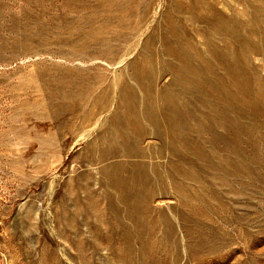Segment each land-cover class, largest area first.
<instances>
[{"label":"rangeland","instance_id":"rangeland-1","mask_svg":"<svg viewBox=\"0 0 264 264\" xmlns=\"http://www.w3.org/2000/svg\"><path fill=\"white\" fill-rule=\"evenodd\" d=\"M151 2L136 0L122 24L112 0H0V264H264V20L250 15L264 18V0L217 2L239 15L248 85L213 65V81L224 75L237 97L210 85L206 97L181 95L173 131L168 93L181 89L169 67L178 60L164 53L165 16L207 57L205 23L171 0ZM143 54L150 103L135 75L148 66ZM110 166L139 199L138 221Z\"/></svg>","mask_w":264,"mask_h":264},{"label":"bare ground","instance_id":"bare-ground-1","mask_svg":"<svg viewBox=\"0 0 264 264\" xmlns=\"http://www.w3.org/2000/svg\"><path fill=\"white\" fill-rule=\"evenodd\" d=\"M153 1L154 0H152V2ZM218 1L224 4L228 3V0H171L172 3H174L179 8H182L188 13V18L191 19V21H196V22L202 21L205 23V27L201 28V32H203L204 34V41H205L204 44H205V47L207 48L208 56L206 57L201 53H194L192 51V47L190 45L189 40H187L189 39V35L182 28L183 26L182 27L180 26L182 25V23L181 22L176 23V20L174 21L171 15L165 16L167 20L166 22L167 24L164 26V30H163L164 36L162 37L163 44H164V53L170 54L174 60H178L177 63H174V64L170 63L169 67H170V72L173 77L172 81L174 85H176L178 88L181 89V93H178V94L177 92L173 90L168 93L170 103L168 106V112L166 113V116H167L166 120H167V124L169 122V125H168L169 131H173L175 127L174 125L176 123V119H175L176 117H178L177 119L184 117L185 109L183 108V106L185 107V105H183V101L181 102V95L187 96L188 94H190V92L198 91V94L200 96L206 97L207 96L206 89L210 85L209 89H213V90H215V86H216V93H219L223 99H227L228 97L234 98V96H236L237 93L233 91L229 86L225 85V83L223 82L224 75H218L217 82L213 81V77L209 75L211 74V72L208 70L213 65H216L217 63L221 64L225 68V71L229 74V76L233 80H235V83L239 82L242 84V86L248 85L247 80L249 79V73L245 69L241 68V65L239 63L238 51H237L239 50V48L236 50L237 45L235 43V41H237V38H238L239 15L233 13L231 16H225V14H223V12L220 11L216 6ZM241 1H245L246 4L248 2V0H241ZM112 3L117 4V6L121 7L123 11V16H121V18L119 19V21L122 24H126L127 20H131L130 14L134 12V9L137 5L136 0H112ZM257 10L258 9L256 8L253 9L250 12V15L252 16V20H253V16H257L258 19H255V20H258L257 24H259L261 21L264 20V18L258 13ZM85 18L86 17H82L80 18V20H88V18L87 19ZM141 21L142 20L140 19V22ZM139 27H140L139 22H137V24L135 25H132L133 30H137ZM77 30L81 32L84 31L82 27L77 28ZM92 31L93 29L91 30V32ZM221 35H224L225 37L227 36V40L229 41L224 47L219 46L218 44V36L220 39ZM91 37H93L100 43L102 42L101 41L102 39L98 40V38L96 37V34L92 35ZM98 46L105 47L106 48L105 52L107 53L112 52L114 50V47L107 41L104 44L98 45ZM247 49L249 50V47H247ZM248 50L245 49L244 52L248 53L249 52ZM146 57L147 56H145V54H143L141 57V60H144L145 64L146 62L149 61L148 60L149 58H146ZM147 64L148 66L144 67L143 65L142 68L144 69L139 71V73L135 75L137 76L140 85H142L144 88L143 93L146 99H149L147 100V102L150 103V99H152L151 97L153 96V91H151V88L148 85V82L151 81V77H149L150 76L149 74H150V69H151L150 67L153 65H151L149 62ZM123 84H126V82H124ZM121 94L126 95L127 92L122 90ZM176 98L179 100H176ZM154 106L156 109L155 111L153 110L150 115L152 116L155 115L154 117L156 118H154V121H155V124L157 125L155 127H158L159 126L158 120L160 118L159 117L160 109L156 105ZM148 110H151V109L148 108ZM122 147L128 148V145H123ZM116 168L118 167L110 166L105 169L108 174L109 183L112 186L117 187L119 189V197L121 201L124 203L126 209L131 212L132 217L138 221L139 216H140L139 215L140 201L139 199L137 200V198L134 197V195L131 192H129L128 189L126 190L124 189L123 187L124 181H121V179L117 177L114 178V174H115L114 171ZM110 207L112 209H116V204L113 203V200L110 201Z\"/></svg>","mask_w":264,"mask_h":264}]
</instances>
